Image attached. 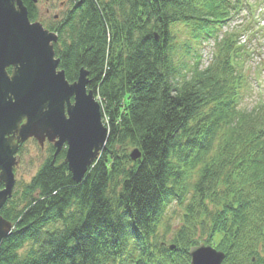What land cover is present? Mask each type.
Masks as SVG:
<instances>
[{"label": "trees", "instance_id": "obj_1", "mask_svg": "<svg viewBox=\"0 0 264 264\" xmlns=\"http://www.w3.org/2000/svg\"><path fill=\"white\" fill-rule=\"evenodd\" d=\"M22 1L36 21L33 0ZM67 1L47 30L58 36L54 54L66 80L88 71L106 146L80 183L60 161L63 150L8 200L1 214L14 228L0 264H190L199 244L223 251V264H264V101L238 109L244 26L217 37L255 4ZM176 26L198 43L214 40L208 66L197 54L190 67L175 62ZM126 145L140 160L130 161ZM171 207L181 210L173 252L158 232Z\"/></svg>", "mask_w": 264, "mask_h": 264}, {"label": "water", "instance_id": "obj_2", "mask_svg": "<svg viewBox=\"0 0 264 264\" xmlns=\"http://www.w3.org/2000/svg\"><path fill=\"white\" fill-rule=\"evenodd\" d=\"M57 39L30 21L22 0H0V210L13 194L19 144L31 138L41 148L46 140L53 143L51 165L65 146L64 162L76 184L105 149L108 130L87 89L89 73L81 68L74 82L66 80L54 54ZM5 136L11 138L5 141ZM128 156L136 162L141 152L135 148ZM12 231L13 225L0 216V245ZM189 257L190 264H222L225 254L201 244L191 248Z\"/></svg>", "mask_w": 264, "mask_h": 264}, {"label": "rangeland", "instance_id": "obj_3", "mask_svg": "<svg viewBox=\"0 0 264 264\" xmlns=\"http://www.w3.org/2000/svg\"><path fill=\"white\" fill-rule=\"evenodd\" d=\"M67 2V0L33 1L37 14V20L34 22L40 23L47 29L48 24H52L53 21H58L68 9ZM249 2L255 4L252 12L242 10L239 15L229 21L228 24L218 28L217 33V37L219 38L226 31H231L235 27L244 26L243 29H248L240 37L239 41L241 44H245L250 51L238 62L242 67L240 72L242 80L239 89V94L241 96L238 109L246 112L251 111L258 103L264 101V0H249ZM239 33L241 34V32ZM192 35L191 30L185 26H176L172 29V39L170 40L172 42L171 44H173L174 60L178 62V65L184 63L186 67H190L193 64V56L191 55L197 54L201 56L200 67L204 68L209 65L211 60V54L214 48L213 40H202L198 43V41L196 42V40L192 38ZM186 44H190L189 54H186ZM7 71L10 72L9 69H7ZM96 101L99 104L101 103L99 97H96ZM43 147L41 148L33 138L23 143L22 163L16 170L14 177L16 179V187L12 195L14 200L21 193V189L31 182L43 164L47 160L52 161L53 157L51 158V152H48L47 148ZM133 149L135 148L126 145L123 147L122 152L129 155ZM60 161H64V158L60 159ZM180 217L181 210L177 207H171L167 210L165 218L159 225L158 232L160 236L164 238L163 242L167 246H170L169 243L174 235L173 233L180 225ZM166 230L168 232H165ZM173 247L174 249L172 252L175 250V245ZM27 250L28 245H25L20 253L24 254Z\"/></svg>", "mask_w": 264, "mask_h": 264}, {"label": "flooded vegetation", "instance_id": "obj_4", "mask_svg": "<svg viewBox=\"0 0 264 264\" xmlns=\"http://www.w3.org/2000/svg\"><path fill=\"white\" fill-rule=\"evenodd\" d=\"M10 138H11V136H5V137H4L5 141H6L7 139H10ZM7 146H8V147H7ZM7 146L5 147V150H6V148H10L9 145H7ZM44 147L47 148L48 152H51V157H53V154H54V152H55L54 144H53V143H49V142L46 140L45 143H44ZM44 147H43V148H44ZM64 149H66L65 146L62 148V150L60 151V153H61ZM22 154H23V143L18 145V147H17V151H16V153H15V155H14L15 160H16V162H17V165H16V166L14 167V169H13L14 177H15V172H16V170L20 167V165H21V163H22ZM57 156H58V155H57ZM57 156H56V157H57ZM55 160H56V158H55ZM54 162H55V161H54ZM15 187H16V179H15V186H14V188H13V193H14V191H15ZM3 188H4V183L0 180V190H2ZM6 204H7V203H6ZM6 204H5V205L2 207V209L0 210L1 212H2V210L6 207ZM1 212H0V216H1L5 221H8V222L12 223L10 220H8V219H6V218L3 217L2 214H1ZM8 217H9V216H8ZM12 224H13V223H12Z\"/></svg>", "mask_w": 264, "mask_h": 264}]
</instances>
